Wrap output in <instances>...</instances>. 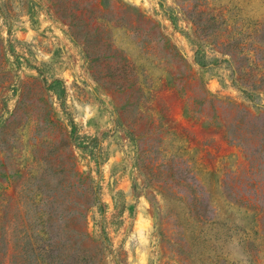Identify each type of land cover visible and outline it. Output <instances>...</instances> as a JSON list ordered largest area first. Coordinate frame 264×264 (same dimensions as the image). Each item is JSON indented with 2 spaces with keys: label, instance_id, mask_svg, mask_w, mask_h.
Returning <instances> with one entry per match:
<instances>
[{
  "label": "rangeland",
  "instance_id": "1",
  "mask_svg": "<svg viewBox=\"0 0 264 264\" xmlns=\"http://www.w3.org/2000/svg\"><path fill=\"white\" fill-rule=\"evenodd\" d=\"M0 264H264V0H0Z\"/></svg>",
  "mask_w": 264,
  "mask_h": 264
},
{
  "label": "trees",
  "instance_id": "2",
  "mask_svg": "<svg viewBox=\"0 0 264 264\" xmlns=\"http://www.w3.org/2000/svg\"><path fill=\"white\" fill-rule=\"evenodd\" d=\"M93 194V197L96 198L98 196L96 189L92 190L91 192ZM98 200V199H97Z\"/></svg>",
  "mask_w": 264,
  "mask_h": 264
}]
</instances>
